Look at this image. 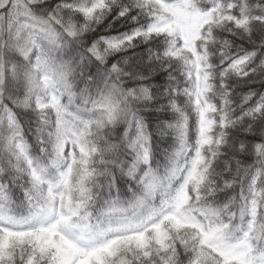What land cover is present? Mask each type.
I'll return each instance as SVG.
<instances>
[{
  "label": "snow or ice",
  "instance_id": "6c2138e0",
  "mask_svg": "<svg viewBox=\"0 0 264 264\" xmlns=\"http://www.w3.org/2000/svg\"><path fill=\"white\" fill-rule=\"evenodd\" d=\"M0 264H264V0H0Z\"/></svg>",
  "mask_w": 264,
  "mask_h": 264
}]
</instances>
